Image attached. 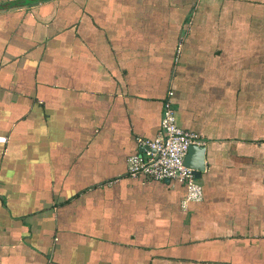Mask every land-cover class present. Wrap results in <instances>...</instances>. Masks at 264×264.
Returning <instances> with one entry per match:
<instances>
[{
	"label": "crops",
	"instance_id": "1",
	"mask_svg": "<svg viewBox=\"0 0 264 264\" xmlns=\"http://www.w3.org/2000/svg\"><path fill=\"white\" fill-rule=\"evenodd\" d=\"M168 90L186 207L126 170ZM0 135V264H264V0H0Z\"/></svg>",
	"mask_w": 264,
	"mask_h": 264
},
{
	"label": "built area",
	"instance_id": "2",
	"mask_svg": "<svg viewBox=\"0 0 264 264\" xmlns=\"http://www.w3.org/2000/svg\"><path fill=\"white\" fill-rule=\"evenodd\" d=\"M170 95L168 90L162 101L158 132L152 139L143 141L150 149L147 156L138 153L128 155L126 170L129 175L141 174L154 180L167 178L181 183L184 193L180 204L186 207L188 202L201 199L202 189L192 168L184 164L183 157L189 144L200 143L202 139L197 133L176 124ZM4 138L0 135V141Z\"/></svg>",
	"mask_w": 264,
	"mask_h": 264
},
{
	"label": "water",
	"instance_id": "3",
	"mask_svg": "<svg viewBox=\"0 0 264 264\" xmlns=\"http://www.w3.org/2000/svg\"><path fill=\"white\" fill-rule=\"evenodd\" d=\"M195 154V158L193 157L194 153ZM203 145L200 144H196V143H191L188 145L186 152L184 154L183 157V162L184 164H186L187 166H190L193 170V174L194 176H198L200 170H202L203 168ZM169 180L167 178L164 179Z\"/></svg>",
	"mask_w": 264,
	"mask_h": 264
}]
</instances>
